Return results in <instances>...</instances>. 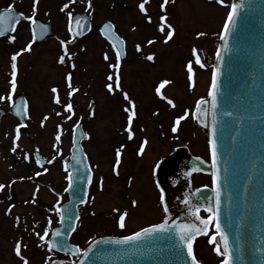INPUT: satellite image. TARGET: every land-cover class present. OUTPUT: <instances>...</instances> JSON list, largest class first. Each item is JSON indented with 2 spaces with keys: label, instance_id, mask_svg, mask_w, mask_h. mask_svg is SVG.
<instances>
[{
  "label": "rangeland",
  "instance_id": "obj_1",
  "mask_svg": "<svg viewBox=\"0 0 264 264\" xmlns=\"http://www.w3.org/2000/svg\"><path fill=\"white\" fill-rule=\"evenodd\" d=\"M142 2L94 0L89 8L83 0H39L38 4L34 0H0V9L11 6L25 17H31L35 7V17L50 23L54 35L34 45L30 21L24 20L13 35L0 39V97H4L0 108L7 111L0 122V184L5 185L0 191V264H22L15 253L18 242L28 264H41L47 244L37 233H50L56 226L55 206L67 185L64 161L77 122L85 130L82 146L93 173L88 201L79 209L81 228L71 240L81 248L94 238L134 233L164 219L153 171L174 148L185 147L191 155L208 160L206 135L193 125L191 113L195 102L208 96L210 69L200 67L196 57L201 63L202 54L213 58L228 9L214 0H175L162 9L164 0H149L145 15L139 10ZM65 4L69 7L61 11ZM77 9L92 16L93 28L87 36L71 41L67 14L78 13ZM105 21L111 22L126 42V58L118 63L117 71L115 53L98 34L99 25ZM28 44L31 49L24 51ZM65 46L68 55L60 64ZM149 55L153 60L146 59ZM110 75L112 80L108 79ZM117 75L119 88L114 86L109 92L107 85H113ZM17 94L27 98L29 111L19 140V124L9 115ZM69 103L72 112L65 110ZM129 128L132 139L128 138ZM14 146H18L15 153ZM34 150L48 161L44 167L34 161ZM10 207L11 213L6 214ZM124 213L126 226L121 229L119 217ZM49 220L56 222L49 226ZM212 235L210 232L195 242L196 258L202 264H222L223 259L209 242Z\"/></svg>",
  "mask_w": 264,
  "mask_h": 264
},
{
  "label": "water",
  "instance_id": "obj_2",
  "mask_svg": "<svg viewBox=\"0 0 264 264\" xmlns=\"http://www.w3.org/2000/svg\"><path fill=\"white\" fill-rule=\"evenodd\" d=\"M220 4L230 6L229 13L231 6L237 5L238 12L232 25H229L227 34L223 27L214 59L204 56L206 66L212 67V79L214 74L216 76L215 107L213 97L209 95L200 106L199 116L197 105L200 101L193 113L194 123L208 136L211 165L193 158L184 149L177 151L172 163L180 157L182 166L188 172L200 171L211 174L212 178L216 177L212 191L203 190L200 195L207 198L213 209L216 208L219 195V222L222 232L228 237L232 264H264V0H222ZM75 17L82 18L80 27L83 31L75 37L79 38L89 30L90 20L89 17ZM37 23L41 22L37 20L34 26L38 44L41 40L52 37V33L49 25L42 29ZM106 24L108 23L104 25ZM8 26L0 25V32L5 34L12 31L14 25L7 29ZM72 28L73 32L78 30L75 23ZM109 31L113 38L117 37L113 28ZM115 43L123 58L124 44L120 45L119 41ZM26 107L23 97L17 96L11 107V114L23 123L27 118ZM4 116L5 113L0 109V121ZM77 126L73 131L70 155L65 162V167L73 174L74 187L71 191L65 190L60 201V206L65 210V221L61 223L59 218L58 227L53 230H59L61 236L67 238V244L73 248L75 246L69 243V238L78 221L75 218L78 206L84 204L80 201L87 199L90 186L88 176L92 178L80 145L84 135L81 125ZM213 140L216 143L215 167L212 166ZM34 156L40 161V165L46 164L37 151ZM164 169L158 167L156 170L159 187L162 184L160 173ZM165 207L168 209L166 220L171 229L169 232L154 233L125 245L96 243L123 238L97 239L84 250L92 248L85 264H191L187 245L180 240V231L190 230L195 238L203 234L196 231L203 226L191 219L184 209H173L163 197V208ZM130 234L132 233L122 236ZM51 239L52 233L49 241ZM214 243H219L221 250L223 249L218 234ZM53 251L67 254L70 261H53L50 264H79V260L83 259L67 249Z\"/></svg>",
  "mask_w": 264,
  "mask_h": 264
},
{
  "label": "snow or ice",
  "instance_id": "obj_3",
  "mask_svg": "<svg viewBox=\"0 0 264 264\" xmlns=\"http://www.w3.org/2000/svg\"><path fill=\"white\" fill-rule=\"evenodd\" d=\"M71 2L75 3L76 0H71ZM148 2H149V0H143V2L139 4L140 12L141 13H145V15H147V12H146V9H145V5ZM169 2H170V0H164L163 4L161 5V8L163 9L164 6L167 5ZM38 3H39V0H34V4H38ZM217 3H222V0H217ZM68 7H69V5L65 4L64 7L61 9V11H64ZM88 7L89 8L92 7L91 0H89ZM237 12H238V6L237 5H232L231 6V12L229 13V15L227 17V23L224 26V33L225 34H227L229 32V25H232L233 19L237 15ZM11 13H12V9L10 8L6 14L10 16ZM67 15H68V20H69V29L68 30H69L70 33H72L73 39H75V37L77 35H79V32L83 31V28L80 27L82 18L73 17L71 12H69ZM19 19L29 20L33 25H35L36 24L35 7L33 8V15L31 17H25L21 13ZM161 19L164 20L166 18L162 17ZM17 22H19V20H17ZM149 22H151L150 18H149ZM73 23H75V25L78 28V30L76 32H73V28H72ZM168 27L170 28L171 26L169 25ZM41 28L44 29V26L41 25ZM110 29H112V25L111 24L104 25V28L101 29V34L104 35L106 39H109L110 41L113 42V47L116 49L117 62H119L121 53H120L119 48L116 47L115 41H119L120 45H123L124 42L122 40H120V38L118 36L113 38L112 35L110 34V31H109ZM160 31L164 32L165 28L163 26H161L160 27ZM3 34H4L3 32H0V35H3ZM201 35H203V34H201ZM167 38L169 40L172 38V32L171 31H169L167 33ZM221 38L223 39V37H221ZM13 39H14V37H13ZM35 39H36V34H35V29H33V42H35ZM165 42H167V40ZM149 43H152V41H149ZM61 44H64V42L61 41ZM30 49H31V44H29L24 49V51H29ZM139 50H140L139 45H137V51H139ZM64 53L65 54L62 55L59 58V63L60 64H64L65 63V56L68 55V51H67V47L66 46H65V49H64ZM193 54L194 55L196 54L195 49L193 50ZM17 55H20V53H18ZM17 55L12 56V58H11L12 61H13V63H12L13 72H12V80H11L12 92L13 93L16 90V63H15V61L17 59ZM217 55H218V58H219V53ZM69 59H71L70 56H69ZM107 59H108V57H107V55H105V60H107ZM146 59L151 61V60H153V56L149 55V56L146 57ZM196 63L199 64L200 67H204V65L200 62L199 56L196 57ZM114 67H116L118 69V63ZM188 71H189V73L192 72L191 64L188 65ZM108 79L112 80V76L110 75L108 77ZM68 80L71 81V75H69ZM116 87L119 88V76L118 75H117V78H116ZM161 87H163V84L161 85ZM107 88H108L109 92L113 91V85L112 84H108ZM215 89H216V76L214 74L213 75V79H212V91L209 93V95L213 97V107H215V102H214L215 101ZM52 91L56 92L57 90L56 89H52ZM157 92L159 93V89H157ZM124 98L126 100L128 99L127 94H125ZM3 99H4V97H0V100H3ZM8 99L9 100L12 99L11 95L8 96ZM56 102L59 103V99H57ZM168 103L169 104H173V102L171 100H168ZM204 103L205 102L203 100L198 103V105H197V116H199L200 106L203 105ZM174 106L175 105H173V107ZM134 107H135V105H133V108ZM65 110L68 111V112H72V105L69 103L66 106ZM125 111H128V109H125ZM16 114L20 115L19 112H17ZM58 115H59V113H58ZM133 116H134V112L129 115V121H128L129 122V126H131ZM70 118L71 117H69V119ZM44 119L47 120L48 118L45 117ZM181 119H183V117H181ZM179 123H180V120L178 119L176 121V124L179 125ZM24 127H26V125L21 123L16 128V140H19V138H20V129L24 128ZM173 131L175 132L176 128H173ZM213 136H215V130H213ZM128 138L132 139L130 128H129V137ZM56 140L59 142V140H60V136L59 135L56 136ZM211 146H212V166L215 167L216 166V143H215V140L211 141ZM17 147L18 146H14L12 148V151L14 153L16 152ZM140 153L141 154L143 153V147H141ZM24 158L28 159L27 155H25ZM84 159H86V157H84ZM36 163L39 164L40 161L37 160ZM77 163H80V161H77ZM119 163H120V150H117V160H116L117 167L119 166ZM64 170H65V172H68L67 167H65ZM88 170L90 172V168ZM91 180H92V178L89 175L88 176V183L89 184H91ZM67 181H68V187H67L66 191H71L73 189V187H74V177H73L72 173H68ZM13 183H15V181H13ZM101 183H102V181H101ZM213 183H216V177L215 176L213 178ZM9 187H10V185H9ZM4 188H5V185L0 184V191H2ZM80 203H87V200L86 199H81ZM161 203H163V196H161ZM185 203H187V201H185ZM133 205L135 206V202H133ZM11 210L12 209L10 207L6 214H10ZM196 211L198 212L199 209L197 208ZM55 212H56L57 215H59L61 223H63L65 221V218H66L65 217V210L59 204H57L55 206ZM164 212L165 213L168 212L167 207L164 208ZM208 212H209V218L206 219V220H200V217L198 215L196 216V219L200 220V223L204 226L202 229H196V231L206 234L209 224L212 223V222H215L216 233L220 236V240L223 243V249L222 250H221L220 244L219 243L216 244V248H215L216 254L218 256H224L225 257L222 260V264H232L231 253H230L229 244H228V237L222 232L221 227H220V222H219V195L217 196L216 208L215 209L209 208ZM126 216H127V213H124L123 215H121L119 217V227L121 229H124L125 226H126L125 225V217ZM75 218H76V220H79V215L77 214ZM16 219H17V226H19V217H17ZM48 223H49V226H51L52 221L49 220ZM170 230L171 229H170V226L168 225V221L165 220L161 224L154 225V226H152L150 228H144L142 231L137 232V233H135L134 235H131V236H126L123 239H119V240H115V241H96V243L100 244V243L103 242V243H114V244H118V245H125V244H130V243H132L134 241L140 240V239H142V238H144L146 236H150V235H152L154 233H165V232H169ZM72 231H75V228H73ZM37 235L39 236V239L41 241H43L44 243L47 244L49 252H51L53 250L59 251V250L67 249L73 255H76L78 257L82 256L83 259L79 260V264H85V261L89 257V253L92 251L91 247L88 250L83 251V252H81L79 247H74V248L70 247L67 244V238L66 237H62L61 236V232L59 230H55V231L52 232V239L50 241L46 239V237L49 236L48 230H45L43 235H40L39 233H37ZM193 238H194V235H193L192 231L187 230V229H181V231H180V240L187 245L188 256L191 258V264H199L196 256L193 254V251H192V244H191L190 241ZM215 241H216V237L213 236L212 239L209 242L213 243ZM15 253L23 261V264H28L27 259H25L21 255V245H20L19 242L16 244ZM49 259H51V257H49Z\"/></svg>",
  "mask_w": 264,
  "mask_h": 264
},
{
  "label": "flooded vegetation",
  "instance_id": "obj_4",
  "mask_svg": "<svg viewBox=\"0 0 264 264\" xmlns=\"http://www.w3.org/2000/svg\"><path fill=\"white\" fill-rule=\"evenodd\" d=\"M167 156L166 158H169ZM164 160V159H163ZM165 161V160H164ZM211 177L200 173H192L188 177V185L185 184L184 174L175 170L167 175V193L175 206H182L194 218L198 215L200 220L209 218L208 205L204 198H198L194 194L202 188L211 187ZM208 180V183L205 182ZM187 201V203H185ZM197 208L199 211L197 212Z\"/></svg>",
  "mask_w": 264,
  "mask_h": 264
},
{
  "label": "trees",
  "instance_id": "obj_5",
  "mask_svg": "<svg viewBox=\"0 0 264 264\" xmlns=\"http://www.w3.org/2000/svg\"><path fill=\"white\" fill-rule=\"evenodd\" d=\"M78 228L80 229L81 225H79ZM49 257L52 258V255L48 251H45L43 258H42V261H41V264H47L51 260V259H49Z\"/></svg>",
  "mask_w": 264,
  "mask_h": 264
}]
</instances>
